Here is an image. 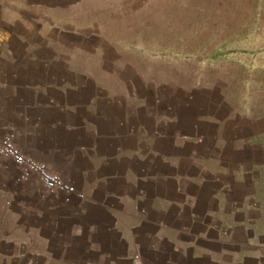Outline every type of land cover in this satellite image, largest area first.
<instances>
[{
	"label": "crops",
	"instance_id": "0c3cea01",
	"mask_svg": "<svg viewBox=\"0 0 264 264\" xmlns=\"http://www.w3.org/2000/svg\"><path fill=\"white\" fill-rule=\"evenodd\" d=\"M164 8L0 0V145L77 190L0 154V264H264V105L173 100Z\"/></svg>",
	"mask_w": 264,
	"mask_h": 264
},
{
	"label": "rangeland",
	"instance_id": "374dc122",
	"mask_svg": "<svg viewBox=\"0 0 264 264\" xmlns=\"http://www.w3.org/2000/svg\"><path fill=\"white\" fill-rule=\"evenodd\" d=\"M164 4L165 52L180 58V72H163L174 84L173 100L184 101L186 90L206 85L209 91H194L198 105L205 103V94L217 103L264 105V0H164ZM169 94L166 91L164 97L171 102Z\"/></svg>",
	"mask_w": 264,
	"mask_h": 264
},
{
	"label": "built area",
	"instance_id": "2783aa9c",
	"mask_svg": "<svg viewBox=\"0 0 264 264\" xmlns=\"http://www.w3.org/2000/svg\"><path fill=\"white\" fill-rule=\"evenodd\" d=\"M0 154L12 158L18 165L23 167L24 176L37 174L45 187L52 192L65 191L76 193L75 186L66 182L60 175L52 172L48 164L36 160L34 157L25 154L16 146L12 137H7L0 145ZM82 196V194H80Z\"/></svg>",
	"mask_w": 264,
	"mask_h": 264
}]
</instances>
